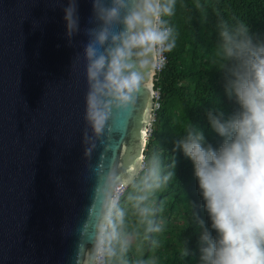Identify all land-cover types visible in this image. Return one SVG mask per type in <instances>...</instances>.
Returning <instances> with one entry per match:
<instances>
[{"label": "water", "instance_id": "obj_1", "mask_svg": "<svg viewBox=\"0 0 264 264\" xmlns=\"http://www.w3.org/2000/svg\"><path fill=\"white\" fill-rule=\"evenodd\" d=\"M76 2L69 40V0H0V264H89L105 174L140 173L153 69L95 135L83 51L93 0Z\"/></svg>", "mask_w": 264, "mask_h": 264}, {"label": "clouds", "instance_id": "obj_2", "mask_svg": "<svg viewBox=\"0 0 264 264\" xmlns=\"http://www.w3.org/2000/svg\"><path fill=\"white\" fill-rule=\"evenodd\" d=\"M176 0H93L96 26L86 30L84 46L88 92L85 119L102 135L113 109H127L136 92L147 86L157 58L175 45L166 17L174 14ZM66 35L80 30L76 0L63 9ZM214 63L223 73L224 95L236 109L225 114L210 108L208 127L219 138L208 140L198 124H190L174 141V152L187 158L193 169L201 207L207 220L195 213L199 264H264V35L241 22L221 24ZM138 177L119 169L105 174L100 186L101 214L89 264H127L133 234L122 228L125 211L115 195L121 184H132L146 232H158L157 209L151 195L173 175L161 156L153 153ZM170 167H175L173 160ZM195 205V204H194ZM107 217V219L105 218ZM185 253L191 254L186 247ZM138 264H146L140 261Z\"/></svg>", "mask_w": 264, "mask_h": 264}, {"label": "trees", "instance_id": "obj_3", "mask_svg": "<svg viewBox=\"0 0 264 264\" xmlns=\"http://www.w3.org/2000/svg\"><path fill=\"white\" fill-rule=\"evenodd\" d=\"M165 19L173 28L175 45L165 51L167 61L157 76L160 107L151 124L144 160L146 162L153 153L160 154L165 170L173 175L150 197L151 201L156 198L154 219L161 230L147 234L143 256H136L130 247L124 257L127 264L140 261L146 264H199L197 235L200 226L195 213L205 220L207 216L201 207L192 164L182 153L173 151L174 141L195 123L204 130L209 141L219 142L208 127L207 110L219 108L227 115L237 107L224 95L223 73L214 63L220 25L236 27L243 22L252 32L264 35V0H176L174 14ZM173 160L174 168L170 167ZM136 194L137 189L129 184L119 198V205L125 211L123 225H127L129 232L132 226L128 225V216L135 206L130 197ZM124 205L132 210L128 212ZM134 214L137 216L138 211ZM186 247L191 254L186 255Z\"/></svg>", "mask_w": 264, "mask_h": 264}, {"label": "rangeland", "instance_id": "obj_4", "mask_svg": "<svg viewBox=\"0 0 264 264\" xmlns=\"http://www.w3.org/2000/svg\"><path fill=\"white\" fill-rule=\"evenodd\" d=\"M156 201V198H154L152 201L150 200L149 203L150 205L153 207L154 202ZM124 207L128 210V212H130L132 210V207L130 208L128 205H124ZM137 208L134 206V211H132V213L129 214V220H128V225L130 228V232L127 228V225H123V229L129 233L133 234V240H132V244L131 247L134 251V254L138 257H141L145 254V242H146V236L148 234V232H146V227L147 225L145 223L141 222V218L139 217V215L135 216V212H136ZM164 210L162 211L163 214ZM146 225V226H145ZM145 226V227H144ZM169 227V224H168ZM172 228V226H171ZM168 230V229H167ZM167 237L169 235H166ZM154 259V256H152L150 258V260L152 261Z\"/></svg>", "mask_w": 264, "mask_h": 264}, {"label": "built area", "instance_id": "obj_5", "mask_svg": "<svg viewBox=\"0 0 264 264\" xmlns=\"http://www.w3.org/2000/svg\"><path fill=\"white\" fill-rule=\"evenodd\" d=\"M166 61H167V59H166V55H165V51H164L160 56H158L156 66L153 69V73H152L153 88H154V90H153V105H152V111H151V115H150V123L147 125V127H148L147 139L151 133V124L155 120V111L158 110L160 107V91H159V88H156L157 76L159 75V73L163 69ZM144 163H145V160H144V156H143L140 172L143 171L142 166ZM126 187L127 186H124L122 184L119 185L116 189L115 195L120 198V196L123 194Z\"/></svg>", "mask_w": 264, "mask_h": 264}]
</instances>
